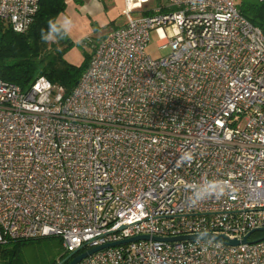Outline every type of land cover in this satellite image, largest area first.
I'll list each match as a JSON object with an SVG mask.
<instances>
[{
  "label": "built area",
  "instance_id": "built-area-1",
  "mask_svg": "<svg viewBox=\"0 0 264 264\" xmlns=\"http://www.w3.org/2000/svg\"><path fill=\"white\" fill-rule=\"evenodd\" d=\"M162 1L96 41L69 94L0 79V244L57 236L81 253L148 235L77 264H264V32L236 0ZM38 3L0 0V20L25 32ZM151 32L166 55L146 52ZM230 176L233 194L193 205Z\"/></svg>",
  "mask_w": 264,
  "mask_h": 264
},
{
  "label": "trees",
  "instance_id": "trees-1",
  "mask_svg": "<svg viewBox=\"0 0 264 264\" xmlns=\"http://www.w3.org/2000/svg\"><path fill=\"white\" fill-rule=\"evenodd\" d=\"M75 1L82 3V0ZM66 4L67 0H39L30 26L22 33L13 31L8 22L0 20V79L27 89L36 77L44 76L53 84L62 86L65 94L72 91L88 66L91 52L85 53L79 64H73L64 58L70 45L66 37L56 42L41 39V29L47 31L48 21L62 14ZM236 6L241 15L264 32V0H236ZM150 13L151 9L143 11L144 15ZM46 237L52 236L0 244V264H22L23 247L30 241ZM66 255L64 252L58 262Z\"/></svg>",
  "mask_w": 264,
  "mask_h": 264
},
{
  "label": "rangeland",
  "instance_id": "rangeland-1",
  "mask_svg": "<svg viewBox=\"0 0 264 264\" xmlns=\"http://www.w3.org/2000/svg\"><path fill=\"white\" fill-rule=\"evenodd\" d=\"M160 3L162 4L163 1L137 0L132 11L125 14L124 0H88L85 4L87 8L83 7V3L67 0L65 11L58 16H67L74 23L71 35L66 36V41L70 42V45L64 55L65 60L79 64L84 54L91 52L93 44L99 37L123 24L129 17L142 15L143 11ZM158 42L157 36L151 32L146 52L154 58L169 52V48H158ZM64 252L65 249L57 236L30 241L22 249V264H52L54 261L58 262Z\"/></svg>",
  "mask_w": 264,
  "mask_h": 264
},
{
  "label": "clouds",
  "instance_id": "clouds-1",
  "mask_svg": "<svg viewBox=\"0 0 264 264\" xmlns=\"http://www.w3.org/2000/svg\"><path fill=\"white\" fill-rule=\"evenodd\" d=\"M74 23L71 18L57 17L48 21V29L45 31L41 29V39L45 42H56L70 36L73 30ZM180 159L185 162H190L193 159L192 152H184ZM210 180L206 184H201L195 192L194 203L198 204L200 201L215 197L220 199L225 195L234 193V187L231 185L230 180Z\"/></svg>",
  "mask_w": 264,
  "mask_h": 264
},
{
  "label": "water",
  "instance_id": "water-1",
  "mask_svg": "<svg viewBox=\"0 0 264 264\" xmlns=\"http://www.w3.org/2000/svg\"><path fill=\"white\" fill-rule=\"evenodd\" d=\"M256 230H253L249 232L247 235L243 236L241 239L237 238H229L228 236L224 234H216V233H200V234H194V235H183V236H176V237H157V236H151L154 240H163V241H174V240H181V239H193V238H207V239H213L216 241H222L225 244L228 245H238L240 243H246L247 237ZM259 231H264V229H259ZM150 237L148 235H137L131 238L124 239L122 241L107 243L103 245H99L96 247H92L86 251H83L81 253H78L79 249H76L72 252H69L60 262L57 264H62L65 261H68L67 264H77L81 259L86 257L89 254H92L96 251H99L103 248L115 246L121 243L129 242L132 240L137 239H149ZM264 239V235H262L260 238L256 239L255 241Z\"/></svg>",
  "mask_w": 264,
  "mask_h": 264
},
{
  "label": "crops",
  "instance_id": "crops-1",
  "mask_svg": "<svg viewBox=\"0 0 264 264\" xmlns=\"http://www.w3.org/2000/svg\"><path fill=\"white\" fill-rule=\"evenodd\" d=\"M87 1H88V0H82L83 7H86V8H87V6H85V4H86ZM88 10H90V9H88ZM121 25H122V24H121ZM119 26H120V25H119ZM116 27H118V26H116ZM116 27H114V28H116ZM114 28H113V29H114ZM109 32H110V31H109ZM107 33H108V32H107ZM107 33H105V34H103L101 37H99L98 40L101 39V38H103Z\"/></svg>",
  "mask_w": 264,
  "mask_h": 264
},
{
  "label": "flooded vegetation",
  "instance_id": "flooded-vegetation-1",
  "mask_svg": "<svg viewBox=\"0 0 264 264\" xmlns=\"http://www.w3.org/2000/svg\"><path fill=\"white\" fill-rule=\"evenodd\" d=\"M68 254V253H67ZM65 262H68V261H65ZM62 264H64V262L62 263ZM67 264V263H66Z\"/></svg>",
  "mask_w": 264,
  "mask_h": 264
}]
</instances>
